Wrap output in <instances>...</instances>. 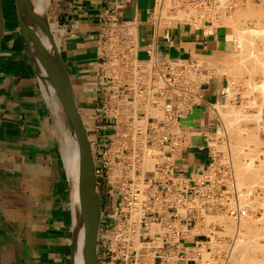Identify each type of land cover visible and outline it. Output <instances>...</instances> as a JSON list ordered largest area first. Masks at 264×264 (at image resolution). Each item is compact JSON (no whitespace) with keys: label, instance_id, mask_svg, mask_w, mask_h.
Instances as JSON below:
<instances>
[{"label":"crops","instance_id":"1","mask_svg":"<svg viewBox=\"0 0 264 264\" xmlns=\"http://www.w3.org/2000/svg\"><path fill=\"white\" fill-rule=\"evenodd\" d=\"M41 2L68 71L93 154L101 144V134L105 133L98 112L105 74L99 44L106 34L107 21L124 25L131 32L138 55L145 53L144 45L151 44L169 59L194 56L192 59L196 60V55L218 58L228 42L217 28H206L205 33L200 30L182 33L159 25L153 15L157 0ZM2 10L0 264H69L72 214L75 218L76 214L68 181V162L43 86L24 45L14 0H8ZM203 82V100L186 115L189 147L175 162L177 171L185 174L196 172L209 160L210 153H216L215 149L208 150L206 139L215 148L212 144L219 130L216 106L227 97L220 93V89H227L221 86L222 80L212 78ZM143 104L151 113L160 115L157 106Z\"/></svg>","mask_w":264,"mask_h":264},{"label":"built area","instance_id":"2","mask_svg":"<svg viewBox=\"0 0 264 264\" xmlns=\"http://www.w3.org/2000/svg\"><path fill=\"white\" fill-rule=\"evenodd\" d=\"M231 2L222 3L229 9ZM153 15L159 25L170 27L161 22L160 9ZM104 27L98 112L105 133L94 154L102 197L97 264H227L239 230L221 219L229 215L238 222L244 213L237 208L241 204L229 153H210L194 173L175 167L189 147L186 115L203 100L199 76L205 68L193 57L169 59L151 44L143 46L145 56L139 57L124 25L107 21ZM220 93L228 95L225 89ZM144 102L157 106L160 115L144 108ZM206 141L208 150L214 149ZM146 155L152 157L148 165Z\"/></svg>","mask_w":264,"mask_h":264},{"label":"rangeland","instance_id":"3","mask_svg":"<svg viewBox=\"0 0 264 264\" xmlns=\"http://www.w3.org/2000/svg\"><path fill=\"white\" fill-rule=\"evenodd\" d=\"M232 1L234 2L233 3L231 2L232 4H230V8L226 9L225 7H227L228 4H223L222 3L223 0H219V4L214 2L205 4L201 0L199 2H196L195 0H164V1L162 0L161 4H156V11H159L160 9L161 22L164 21L165 24H168L173 29H177L178 32L180 31L184 33L188 30L191 31L200 30L205 33L208 32L206 31V28L207 29L217 28L220 31H222L224 37L228 41L226 49L223 52L222 56L218 58H212L210 56L200 57L199 55H196L195 58L198 59L203 69L205 68V72L204 71L201 72V75L199 76L200 80L205 81V80H210L212 78H218L223 81L221 86H226L227 88L225 90L227 91L228 95H225L227 96L225 98V101L216 106V111L217 114L219 115V119L217 120V124H216L219 127L217 133V139L220 138L222 134L223 137H221L222 140L220 141L216 140V142L213 144L215 147H217L218 145L217 147L218 149L215 148L216 153L228 152L229 155L231 154L230 159L232 160V165L234 164L233 166L234 173H237V175L234 174V177H237L235 178V180L238 179V182L237 180L236 182L238 186L241 187L239 188L237 186V188L240 190V191L238 190L239 197H242L239 199L240 201L245 200L243 202L245 204L247 203L250 206V208L246 205L243 206L244 203L241 201L243 208L248 209V210L246 209V212L252 215V220H249L247 223L254 226V228L251 227L253 228V231L257 229L254 231L255 233L253 231L250 232L249 237L251 236L252 238L250 237V239L252 241L259 243V246L263 250L264 249V204H263L264 203V194H263L264 193V178H263L264 177V148H263L264 147V89H263L264 66L262 65H264L263 62L264 50L262 49H264V44L262 43H264V39H263L264 0H232ZM6 4H8V0H2V9H4ZM260 29L263 32H261ZM258 30L261 32L262 35ZM241 32H243L245 35L243 33L242 35ZM249 32H251V36ZM256 33L257 34L259 33L260 36L263 37L262 38L260 37L259 40V34L257 35ZM241 35L245 37H242ZM254 36L256 40L255 38L254 39L252 38ZM256 36L258 37V39ZM243 38L246 39L249 38V39L246 40ZM250 38L253 40H251ZM254 41L255 44H253ZM252 45H254L255 47ZM261 46L263 48H261ZM144 55L145 54L143 53H139L138 56L144 57ZM247 55L248 56L250 55V57H248ZM260 61H262L263 63ZM233 143L235 145H233ZM246 166L247 167L249 166L248 170ZM255 176L258 179L262 177L260 179V182ZM239 179H241L240 182ZM244 179L245 182L247 183L244 182L243 185L240 184L242 180L244 181ZM243 195L246 197H244ZM249 198H251V200L247 202ZM253 215L255 216V218L253 217ZM220 217L218 216L216 217V219L220 221L219 220ZM229 218H230L229 216L226 217L223 220L225 221L223 223L225 224L227 222L225 225L228 226L230 223L229 221H231L229 227H231V224L236 226V223ZM253 222L254 224H252ZM242 226H244V223ZM249 229L248 231H250ZM242 231L243 234L242 232L239 231L240 238H244L245 232H247L245 234L247 235L249 234L248 231L245 230ZM239 236L235 241L237 244H238L237 240L240 239ZM259 236L262 238H260ZM236 243H234L233 246L234 248L235 247L238 248ZM249 248H250L249 250L247 248L248 251L247 256L248 258L251 259L250 262H253L252 264H264V255H263L264 250L263 252L262 251L260 252L258 249L255 250L256 248L254 249L253 246H250ZM234 251L235 249L234 250L232 249L231 253L234 254L233 256H237L236 251L235 252ZM233 256H231L232 259L230 258L228 263L231 262L230 264H232V261H235V264H237L238 263V262L236 263L237 257L236 260H234ZM251 257L256 262L252 260ZM258 258H260V261Z\"/></svg>","mask_w":264,"mask_h":264},{"label":"water","instance_id":"4","mask_svg":"<svg viewBox=\"0 0 264 264\" xmlns=\"http://www.w3.org/2000/svg\"><path fill=\"white\" fill-rule=\"evenodd\" d=\"M14 3L24 45L39 80L43 86L46 79L58 96L77 144L80 179L77 190L78 219L76 221L72 214L69 264L74 263L79 233L81 264H97L96 235L100 217V196L95 180L94 154L86 124L75 102L70 77L55 44L44 9L36 10L32 0H14ZM3 31L4 19L0 0V43ZM43 36L48 40V45L44 43Z\"/></svg>","mask_w":264,"mask_h":264},{"label":"bare ground","instance_id":"5","mask_svg":"<svg viewBox=\"0 0 264 264\" xmlns=\"http://www.w3.org/2000/svg\"><path fill=\"white\" fill-rule=\"evenodd\" d=\"M164 1V0H163ZM32 3H33V5H34V7H35V9L36 10H38V11H41L42 9H43V6H42V2H41V0H32ZM168 3V2H167ZM179 4V3H178ZM214 6V5H213ZM222 6V5H221ZM184 7V6H183ZM187 7V6H186ZM185 7V8H186ZM212 7V6H211ZM203 9V8H202ZM164 10V9H163ZM178 10V9H177ZM192 11V10H191ZM249 11V10H248ZM178 13V12H177ZM184 13V12H183ZM195 13V12H194ZM182 15V14H181ZM186 15V14H185ZM257 16V15H256ZM182 17V16H181ZM186 18V17H185ZM258 19V18H257ZM213 21V20H212ZM236 24V23H235ZM254 24V23H253ZM262 24V23H261ZM234 27V26H233ZM258 27V26H257ZM240 28V27H239ZM245 28V27H244ZM249 28V27H248ZM238 29V28H237ZM257 29V28H256ZM259 29V28H258ZM235 30V29H234ZM242 31V30H241ZM259 31V30H258ZM260 31H261V29H260ZM259 31V32H260ZM244 32V31H243ZM243 32H241V34L243 33ZM251 32H253V31H251ZM251 32H249L250 33V36H251ZM261 32H263V31H261ZM261 32H260V34H261ZM248 33V32H247ZM253 33H255V32H253ZM236 34V33H235ZM244 34V33H243ZM242 34V35H243ZM257 34V33H256ZM259 34V33H258ZM257 34V35H258ZM260 34H259V40H260ZM241 35V36H242ZM245 35V34H244ZM255 35V34H254ZM262 35V34H261ZM253 36V35H252ZM264 36V35H263ZM262 36V37H263ZM242 37H245V36H242ZM241 37V38H242ZM257 37V36H256ZM261 37V38H262ZM253 39L255 38V36L254 37H252ZM237 39V38H236ZM243 39H246V38H243ZM247 39H249V38H247ZM246 39V40H247ZM251 39V38H250ZM253 39H251V40H253ZM257 39H258V37H257ZM263 39H264V37H263ZM245 40V41H246ZM255 40H256V38H255ZM43 41H44V43L46 44V45H48V40L46 39V37L45 36H43ZM253 44H255V41H254V43ZM262 44H264V43H262ZM243 45V44H242ZM245 45V44H244ZM248 46V45H247ZM251 46V45H250ZM252 46H254V45H252ZM241 47V46H240ZM244 47V46H243ZM255 47V46H254ZM261 48H263L262 46H261ZM250 49V48H249ZM261 50V49H260ZM262 50H264V49H262ZM245 52V51H244ZM258 52V51H257ZM252 53V52H251ZM263 53V52H262ZM244 54V53H243ZM249 54V53H248ZM254 54V53H253ZM257 54V53H256ZM242 55V54H241ZM248 56V55H247ZM259 56V55H258ZM248 57H250V55L248 56ZM246 58V57H245ZM263 58V57H262ZM250 59V58H249ZM249 59H246V60H249ZM257 60H259V59H257ZM195 61H197L198 63H199V61L196 59ZM253 61H255V60H253ZM252 61V62H253ZM250 62V61H249ZM260 62H262V61H260ZM264 62V61H263ZM262 62V63H263ZM258 63V62H257ZM243 66V65H242ZM262 66H264V65H262ZM263 69V68H262ZM234 70H236V69H234ZM40 71V70H39ZM41 71H42V74H44V72H43V70L41 69ZM239 72V71H238ZM237 72V73H238ZM253 86V85H252ZM251 88V87H250ZM43 89H44V92H45V95H46V97H47V102H48V105H49V108H50V110H51V114H52V116H53V119H54V121H55V124H56V127H57V130H58V136H60L59 138H60V143H61V149H62V152L64 153V156H65V158L67 159V162H68V167H67V165H66V167H67V172H68V181H69V187H70V191H71V194H72V200H73V204H74V211H75V214H76V218H75V220L76 219H78V197H77V190H78V186H79V181H80V179H79V171H78V152H77V144H76V140H75V137H74V135H73V133H72V131H71V129H70V126H69V123H68V121H67V119H66V117H65V112H64V110H63V107H62V104H61V102H60V100H59V98H58V96L55 94V92H54V90H53V88H52V86L48 83V81L46 80V79H44V83H43ZM263 89H264V87H263ZM262 93H263V91H262ZM248 115V114H247ZM229 116V115H228ZM230 127V126H229ZM239 132V131H238ZM249 133V132H248ZM251 136V135H250ZM245 138V137H244ZM241 139V138H240ZM216 141V140H215ZM241 141V140H240ZM213 143H215V142H213ZM237 143V142H236ZM249 143V142H248ZM233 145H235L234 143H233ZM239 145V144H238ZM212 146H214L213 144H212ZM215 147V146H214ZM217 147H218V145H217ZM217 147H215V148H217ZM244 147V146H243ZM214 148V149H215ZM264 148V147H263ZM149 147H145V152H146V154H149L150 152H149ZM218 149V148H217ZM216 149V150H217ZM247 149V148H246ZM249 152V151H248ZM217 154V153H216ZM231 155V154H230ZM249 155V154H248ZM253 155V154H252ZM232 161V160H231ZM240 162V161H239ZM144 163L146 164V165H148V163H152V157L150 156V158H148L147 157V155H146V159L144 160ZM65 164H66V162H65ZM238 165V164H237ZM244 165H246V164H244ZM233 166H234V164H233ZM239 167V166H238ZM247 167V166H246ZM237 168V167H236ZM241 169V168H240ZM249 169V166L247 167V170ZM253 169H255V168H253ZM236 170V169H235ZM253 171V170H252ZM235 172H237V171H235ZM247 172V171H246ZM244 173H245V171H244ZM248 173V172H247ZM252 173H254V172H252ZM235 175H237V173H234ZM241 174V173H240ZM249 174V173H248ZM260 174V173H259ZM244 175H246V174H244ZM240 176V175H239ZM242 177V176H241ZM256 177V176H255ZM258 177H260V176H258ZM235 178H237V177H235ZM243 178H245V177H243ZM257 178V177H256ZM262 178V177H261ZM260 178V179H261ZM264 178V177H263ZM247 179V178H246ZM249 179V178H248ZM258 179V178H257ZM260 179H258L259 180V182H260ZM237 180V182H238V179H236ZM236 180H235V183L237 184V182H236ZM240 180L241 179H239V182H240ZM245 182V179H244V181L242 180V182L240 183V184H242L243 185V183ZM255 182V181H254ZM245 183H247V182H245ZM258 184H260V183H258ZM261 184H262V182H261ZM255 185V184H254ZM238 186V184L236 185V187ZM250 186V185H249ZM259 186V185H258ZM239 187V186H238ZM260 187H262V186H260ZM239 188H241V187H239ZM246 188V187H245ZM243 189V188H242ZM260 189V188H259ZM258 189V190H259ZM239 190V189H238ZM240 191V190H239ZM263 192V191H262ZM246 193V192H245ZM262 194V193H261ZM264 194V193H263ZM239 195V194H238ZM241 196H242V194H241ZM244 196V195H243ZM244 197H246V196H244ZM244 197H243V199H244ZM254 197V196H253ZM239 198H242V197H239ZM248 198V197H247ZM256 198V197H255ZM254 199V198H253ZM252 199V200H253ZM262 199V198H261ZM240 200V199H239ZM249 200H251V198H249L248 199V201L247 202H249ZM257 200V199H256ZM242 202L243 201H245V200H241ZM240 201V202H241ZM262 201V200H261ZM242 202L240 203L241 205V207L239 206V207H237V208H239V209H241V210H243L244 211V213H243V215L240 217V220L238 221V222H235L236 223V227H238V230L240 231V232H242V234H243V231L242 230H245V231H248V229L250 230V231H248L249 232V234L247 235V234H245V233H247V232H245L244 233V238H240V236H239V238L240 239H238L237 240V242H238V244L236 243V245L238 246V248H234L233 247V250L235 249V251H236V254H237V256H233L234 254L233 253H231L232 252V250L230 251V254H229V257H228V261H227V264H230V263H228L229 262V259L231 258L232 259V257L231 256H233L234 257V260H236V257H237V260H236V263L237 264H252L253 262H250L251 261V259L250 258H248V256H247V253H248V251H247V248H248V250L250 249L249 247L250 246H253L254 247V249L255 250H259L260 252L262 251L263 252V250H262V248L259 246V243H256L255 241H252L251 239H250V237H249V235H250V232H252L253 231V228H254V226L253 225H251V224H249V223H247L249 220H252V215L250 214V213H247L246 212V209H244L243 208V206L244 205H246V206H248L249 208H250V206L246 203H244L243 204V206H242ZM251 203V202H250ZM264 204V203H263ZM261 207V206H260ZM253 209V208H252ZM256 209V208H255ZM248 210V209H247ZM248 212H250V211H248ZM229 216V215H228ZM75 217V216H74ZM220 217V216H219ZM253 217L255 218V216L253 215ZM229 219H231V218H229ZM219 220H220V218H219ZM224 219H222V221H223ZM227 220V219H226ZM232 220V219H231ZM77 221V220H76ZM228 221V220H227ZM233 221V220H232ZM259 221V220H258ZM257 221V222H258ZM220 222V221H219ZM223 222H225V221H223ZM230 223H231V221H229ZM234 222H232V223H234ZM262 222V221H261ZM227 223V222H226ZM225 223V224H226ZM230 223H229V225H228V227L230 226ZM241 223H242V225H243V223H244V226H242L241 225ZM250 223H251V221H250ZM224 224V223H223ZM224 224V225H225ZM252 224H254V222L252 223ZM227 226V225H226ZM232 226H234L233 224H231V227ZM244 227V228H243ZM251 227H253V228H251ZM258 228V227H257ZM252 229V230H251ZM255 230H257V229H255ZM254 230V231H255ZM253 231V232H254ZM255 233V232H254ZM257 233V232H256ZM261 233V232H260ZM97 234H98V229H97ZM241 234V235H242ZM258 234V233H257ZM240 235V234H239ZM243 237V236H242ZM260 237V236H259ZM252 238V237H251ZM260 238H262V237H260ZM96 239H97V235H96ZM77 244H78V248H77V250H76V252H75V254H74V263L73 264H81V260H80V255H79V245H80V233H79V235H78V239H77ZM262 245V244H261ZM240 246V247H239ZM237 250H238V253H237ZM234 251V252H235ZM254 252V251H253ZM232 254V255H231ZM235 254V255H236ZM264 255V254H263ZM252 258V257H251ZM259 259V261H260V258H258ZM252 260H254L253 258H252ZM262 260V259H261ZM255 261V260H254ZM233 262H234V264H235V261H232V264H233ZM256 262V261H255Z\"/></svg>","mask_w":264,"mask_h":264}]
</instances>
